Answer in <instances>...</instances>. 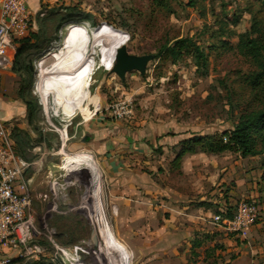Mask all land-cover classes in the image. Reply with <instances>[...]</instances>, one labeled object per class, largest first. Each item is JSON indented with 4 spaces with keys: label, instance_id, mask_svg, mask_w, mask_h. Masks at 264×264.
Segmentation results:
<instances>
[{
    "label": "rangeland",
    "instance_id": "1",
    "mask_svg": "<svg viewBox=\"0 0 264 264\" xmlns=\"http://www.w3.org/2000/svg\"><path fill=\"white\" fill-rule=\"evenodd\" d=\"M48 5L43 4L47 9H43L40 17L35 14L25 37L40 33L44 42L58 39L54 43L57 46L70 27L77 35L71 51L78 41L76 28L69 23L60 27L48 10L77 6L93 15L85 25L90 32L93 30L94 42L89 46L85 42L81 49L80 45L74 48L72 56L69 52L61 75L62 84L54 97L52 82L42 91L37 76L34 79L30 71H16L0 64V97L16 96L17 99V111L10 125L30 130L44 141L33 153L26 150L32 163L26 173L31 199L25 223L29 225V232L26 241L19 243L21 251L12 250L13 261L111 264L110 242L114 248L117 242L118 248L127 246L132 264L139 259L144 264H162L159 246L164 237L157 230L166 222L173 228L186 229L179 249L182 253L189 250L187 262L166 260L164 264H191L195 259L196 252L189 248L190 220L183 212L167 209L160 198L151 196L142 202L124 204L115 197L136 222L120 217L118 204L112 201L115 195L110 191L113 179L109 184L103 166L93 163L91 155L80 154L94 155L95 146L102 143L106 145L101 146L103 154L121 150L126 152L124 157L120 156L124 160L131 154L127 152L130 149H139L141 145L150 149L148 158L153 164H144L142 170L156 171L153 176L156 180L157 172L162 169L168 171L166 181L178 178L194 187L203 183L196 203L203 194H209L213 200L207 203L226 205L229 207L226 211L232 214L239 201H255L261 210L252 226H259L261 235L244 240L242 245L249 259L264 264V152L248 157L229 150L218 154L207 152L209 156L194 155L184 168V155L172 162L181 145L176 143L165 150L161 144L162 138L175 134L183 137L221 134L233 128L243 112L264 108V91L254 88L249 80L258 66L238 46L239 33L251 31L254 25L264 27V0H59L54 6ZM86 31L84 37L88 38ZM187 36H192L204 49L207 65H199L191 54L174 61L165 53L148 63L145 74L130 71L122 80L111 70L115 47L126 44L130 53L155 54L163 44ZM16 42L20 44V40ZM28 59L23 57L19 62L23 61L27 68ZM31 60L37 74L35 59ZM11 71L16 73L13 75ZM2 74L5 79L9 77L8 85L4 84ZM16 89L25 91L23 99L18 98ZM59 98L58 115L53 110H45L43 104L48 103L54 109ZM28 102L37 107L35 115L29 117L31 120L27 115ZM4 114L0 108V118ZM87 135L90 139L84 141ZM82 159L85 160L82 162ZM128 163L132 168L139 167L137 162ZM207 185L211 186L209 190ZM219 211L217 207L214 209L216 213ZM173 212L178 217L172 218ZM132 222L133 225L139 222L146 229L143 256L139 252L140 242L131 236L134 230L140 231L130 225ZM250 228L246 238L250 236ZM96 233L99 247L92 239ZM35 245L40 250L34 251ZM208 252L211 262L214 256ZM239 255L233 251L227 257L220 256L225 261ZM218 257L215 256L216 260ZM231 260L226 264H231Z\"/></svg>",
    "mask_w": 264,
    "mask_h": 264
},
{
    "label": "crops",
    "instance_id": "2",
    "mask_svg": "<svg viewBox=\"0 0 264 264\" xmlns=\"http://www.w3.org/2000/svg\"><path fill=\"white\" fill-rule=\"evenodd\" d=\"M58 1L59 0H28V7L32 14V17H34L38 10L41 9L43 4H49L48 6L51 7L57 4ZM1 17L2 16L0 11V19ZM11 73L14 75L16 72L11 71ZM2 78L4 80V84L8 85L9 77H6L5 79L4 74H2ZM17 84H19V81ZM17 91L18 89H16V95ZM15 97H0V108L5 112L4 116L7 115L6 117L2 116V118H0V121H10L14 117V114H16L17 105H15V102L17 101V99ZM181 136L182 134H175L174 136L169 138L164 137L161 139V144L164 145L163 147L166 150L168 147H173V145L186 137V135H184V137ZM100 144L95 146L94 155L88 152H82L80 154L86 153L88 155H91L93 163L97 162L98 164L103 166V169L105 170V177L108 183L109 181H111V179H113L114 183L110 182L112 187H110V191L115 195L112 201L113 204H118L120 217H123L126 221L132 220L136 222L135 219L127 215L120 201L124 204H128L129 202L131 203V201L142 202L143 200L148 199L151 196H156L157 198L161 199L165 207L167 206V209L174 212H183L184 215L187 216L185 218L190 220V230L192 232L190 231L191 239H189V241L191 240V243L189 248H193L194 252H196L195 259L191 261V264H226L227 262H229L228 260L231 259L228 258V260L224 261V259L220 255L225 254L227 257L231 255V252L233 251L238 254L240 253V255L237 258L231 260V264H258L256 263V259H249V255L246 256L245 247L242 244L244 240L249 241L250 238L254 239L255 236H260V227L256 225L252 226L250 228V236L248 238H243L233 232L229 234L221 224L214 222L212 219L213 214L216 213L214 212V209L216 207L220 211L229 210V207H227L226 205H212L210 203H207L213 200L212 198H209V194H203L199 199H197L198 203H196V198L198 197L197 194L199 192H202L204 188L203 183H198L194 187L190 183L186 184L182 179L177 180L178 178H172V180L166 181L169 179L168 171H163L162 169H160L161 171L159 170L157 172L159 178L156 180L153 177L156 171L154 173H148L142 170L144 164H153L151 159L148 158L151 155L149 152L150 149L148 150L142 145L139 147V149L135 148L134 150L130 149L129 151H127L131 154L126 158V160H124L122 158L120 159V156L124 157L123 153L126 152L121 153V150H112L109 153L107 152L103 154L101 152V146L105 148L106 145L102 143ZM200 154L209 156L207 152L184 154V168L187 167V164L190 162L189 160L193 158L194 155H196L197 158H200ZM118 156L119 159L117 158ZM84 160L85 159H82L81 161L83 162ZM129 161H132L133 164H135L134 162H137L139 167L132 168V165L128 163ZM152 168L153 166L151 167V169ZM117 177L119 178V181L117 180ZM206 188L209 190L211 186L208 187L207 185ZM115 197H118L120 201ZM215 202H217V200H214V203ZM126 208L128 209V211H130L129 207ZM174 212L171 214L172 218L177 216ZM178 219L180 220L182 218L180 217ZM167 220L168 219L166 218V221ZM133 224L134 222H132L130 225L133 228H138L140 231L134 230V232H131L132 234H130L135 238L134 240L137 243L138 241L140 242L139 252L143 256L145 254V250L143 248V236L146 235V229L139 222H137L135 225ZM132 227L128 229H131ZM177 228L180 229L179 232ZM158 232L163 235L162 237H164L162 240L163 243L159 246V252L161 254L160 261H162V264H164L166 260L167 262H176L177 260L179 263L187 262L188 254L186 252L189 249H186L183 253L179 249L180 244L184 243V239L182 236H186V229L184 230L182 227L173 228L171 227L169 222H166L164 223L163 228L158 227L157 233ZM219 243L224 245H221ZM208 250L211 251L213 254L212 256H214L213 261L211 262ZM129 253L130 251L127 250V246L125 247L124 245H121L118 248V253H116L115 256L111 258V264H132V254ZM215 256H219L217 260ZM245 258H248L249 261H245ZM139 260L140 261L136 264H144V261H142L143 259Z\"/></svg>",
    "mask_w": 264,
    "mask_h": 264
},
{
    "label": "trees",
    "instance_id": "3",
    "mask_svg": "<svg viewBox=\"0 0 264 264\" xmlns=\"http://www.w3.org/2000/svg\"><path fill=\"white\" fill-rule=\"evenodd\" d=\"M41 8L42 9L37 12L38 17H40L43 9H47L46 7ZM48 11L50 12L49 16L55 17L60 27L69 23L72 24L70 26L76 28L78 32V41L70 51L71 56L74 48H77L80 45L81 49L85 42H87V46L92 44L91 41L94 42L93 30L90 32L89 28L85 25V21L93 17L91 13L83 11L77 6L62 7L61 10H58L56 7H51ZM92 23H95V21H92ZM86 30L89 32L88 38L84 37L87 36ZM62 39L63 37L60 39V44L56 46L54 43L58 42L57 40H51L48 43L44 42L40 33H31L29 36L23 37L20 39V44L17 47L13 69L16 71H20V69H25L27 72L30 71L29 74L35 79L36 70L31 59H36L38 56H42L46 52L49 53L61 46ZM51 42L52 47L50 45ZM238 46L239 50L248 57H251L258 66L256 72H254L249 78L252 86L264 91V27H262L261 24L254 25L251 31H243L239 33ZM165 53H167L174 61H178L184 54H191L199 65L205 66L208 63L207 54L204 49L197 45L192 36L176 38L171 44L165 43L154 55L155 58H159ZM23 57L29 58L27 61V68L29 70L23 65V61L19 62ZM25 85L26 84H24L23 87H26ZM22 89H19L17 94L18 98L21 99H23L25 94V91ZM60 100L61 99L59 98L56 102V107L52 109L53 113L56 115H58L61 108ZM26 109L28 119H30L29 117H33L37 111V107L29 102L26 104ZM15 138L16 151L24 159L30 161V158L26 156V150L28 149L23 145V134L16 132ZM176 145H181V147L172 162L179 161L186 153H195L199 151L218 154L229 150L239 153L242 157L261 154L264 152V108L261 110L254 109L248 112H243L233 128L226 130L221 134H194L190 137L181 139ZM35 264L42 263L38 261L35 262Z\"/></svg>",
    "mask_w": 264,
    "mask_h": 264
},
{
    "label": "built area",
    "instance_id": "4",
    "mask_svg": "<svg viewBox=\"0 0 264 264\" xmlns=\"http://www.w3.org/2000/svg\"><path fill=\"white\" fill-rule=\"evenodd\" d=\"M0 11V64L13 68L16 41L29 33L34 17L28 0H0ZM10 124L8 120L0 121V264H20L13 261L15 255L11 252L21 251L19 243L26 241L29 232V225L25 223L31 199L27 193L26 173L32 163L16 151L15 133L23 134V145L32 153L34 148L44 144L30 130ZM260 210L255 201L241 200L231 215L221 210L213 215V221L246 238ZM33 250H40V247L35 245Z\"/></svg>",
    "mask_w": 264,
    "mask_h": 264
},
{
    "label": "bare ground",
    "instance_id": "5",
    "mask_svg": "<svg viewBox=\"0 0 264 264\" xmlns=\"http://www.w3.org/2000/svg\"><path fill=\"white\" fill-rule=\"evenodd\" d=\"M76 36H77L76 32L74 30H72L70 27H68L67 30L65 31L64 35L62 36L63 39H62L61 46L50 51L46 55L38 56L35 59V65L37 68L36 76L38 79V84L41 86L40 88L43 91V90H45L46 86L52 82L51 83V90H52L51 94L53 97L57 94V89L60 87V84H62L63 79H62L61 75H63L64 69L68 63L70 48L75 43ZM119 47L120 46L115 47L113 49L114 61H113L111 70H113V67L115 64L116 51ZM43 105H44L45 110H47L48 112L53 109L52 106L48 103H45ZM98 168H99V166H98ZM96 179H99V177H97ZM98 183H99L98 187H99V191H100V189H101L100 188V182H98ZM96 236H97V244L96 245H97V247H99V240H98L97 233H96ZM112 236H114V235L112 234ZM116 241H117V239H116ZM110 244H112V249H110L111 258H112L115 256L116 253H118V245L116 242V246L114 248V244L112 242H110Z\"/></svg>",
    "mask_w": 264,
    "mask_h": 264
},
{
    "label": "water",
    "instance_id": "6",
    "mask_svg": "<svg viewBox=\"0 0 264 264\" xmlns=\"http://www.w3.org/2000/svg\"><path fill=\"white\" fill-rule=\"evenodd\" d=\"M155 58L153 53L135 54L128 51L127 45L120 46L115 55V64L113 71L124 80L126 74L130 71H138L141 74H145L147 71L148 63ZM90 136L87 135L83 138L84 141H88ZM93 242L97 244V236H93Z\"/></svg>",
    "mask_w": 264,
    "mask_h": 264
}]
</instances>
